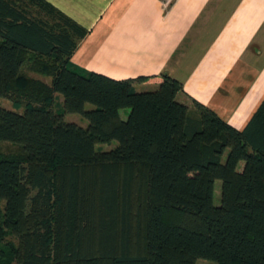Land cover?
Segmentation results:
<instances>
[{
	"label": "trees",
	"instance_id": "obj_1",
	"mask_svg": "<svg viewBox=\"0 0 264 264\" xmlns=\"http://www.w3.org/2000/svg\"><path fill=\"white\" fill-rule=\"evenodd\" d=\"M88 32L48 0H0V264H264V99L238 129L167 73L76 66Z\"/></svg>",
	"mask_w": 264,
	"mask_h": 264
},
{
	"label": "crops",
	"instance_id": "obj_2",
	"mask_svg": "<svg viewBox=\"0 0 264 264\" xmlns=\"http://www.w3.org/2000/svg\"><path fill=\"white\" fill-rule=\"evenodd\" d=\"M48 1L89 30L78 67L115 79L167 73L183 83L179 101L241 130L264 99V0Z\"/></svg>",
	"mask_w": 264,
	"mask_h": 264
},
{
	"label": "rangeland",
	"instance_id": "obj_3",
	"mask_svg": "<svg viewBox=\"0 0 264 264\" xmlns=\"http://www.w3.org/2000/svg\"><path fill=\"white\" fill-rule=\"evenodd\" d=\"M29 75L32 77L40 78L46 82L51 81L50 77L42 76V75L35 74V73H29ZM58 101L61 103L63 101V96L60 95ZM1 103L8 108H13V104L9 100L3 99L1 101ZM61 106H63V104H61V105L59 104L56 109L61 108ZM87 107L89 108L91 106L88 105ZM64 119L68 122H75V123H78V124L85 126V127L88 125V121L81 114L68 113V114H65ZM118 144H119L118 140H113V141L107 142V143H98L96 145V150L97 151H107V150H110V149L117 147ZM3 147L5 148V150L16 149L13 146L7 145V144H4ZM221 187H222V181L220 179L216 180V182H215V198H214L216 204H220V202H221ZM209 262L210 261H208L206 259L198 260V264H209Z\"/></svg>",
	"mask_w": 264,
	"mask_h": 264
}]
</instances>
